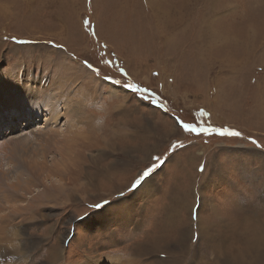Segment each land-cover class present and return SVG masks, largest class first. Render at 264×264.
<instances>
[{"label":"rangeland","instance_id":"374dc122","mask_svg":"<svg viewBox=\"0 0 264 264\" xmlns=\"http://www.w3.org/2000/svg\"><path fill=\"white\" fill-rule=\"evenodd\" d=\"M0 63V264H264V0H0Z\"/></svg>","mask_w":264,"mask_h":264},{"label":"snow or ice","instance_id":"6c2138e0","mask_svg":"<svg viewBox=\"0 0 264 264\" xmlns=\"http://www.w3.org/2000/svg\"><path fill=\"white\" fill-rule=\"evenodd\" d=\"M15 43L17 44H27L29 43L28 41H23V40H18L15 41ZM51 47L57 48L62 52H66V49L63 48V45L60 44H55L52 43ZM84 66L88 69H90L92 72L95 73L96 76H100V69L94 67L92 64H90L87 60L84 61ZM5 68L6 65L3 63H0V78H3L4 76L7 75V73L5 72ZM122 75H127V73H124L122 71ZM10 79H12L14 82L18 83L21 88L24 89V100L23 103H20L18 105V110L23 113L25 110L29 109L30 107L34 108L36 107V105L39 103V99H33V103L31 106H29L28 104V96L31 93V85H25L23 78H20L19 80H17V78L15 76H11L9 77ZM105 81L110 82L112 85H117L119 86L118 88H116V91H120L121 89L126 90L125 94L126 95H132L133 98H137L136 94H140L139 98L143 99V100H147L148 97H152L151 99V103L152 104H157V100L158 98L155 96V94L153 93H149L147 89L145 88H141L139 85L137 84H133L130 82H125L123 84H121V82L119 80H113L112 77L110 76H104L102 78ZM160 107H164L165 111H166V106L163 105H159ZM175 123L186 133H194L197 136L203 135V136H211V135H216L219 137H241L242 133L240 131L237 130H230L227 128H214V127H200L194 124H188L185 123L181 120H179L178 118L175 120ZM252 144L256 145L257 147H261V145L256 141V140H252L251 141ZM172 149L175 150L177 148L183 147V145H177V144H173L171 145ZM153 162L146 167L138 176L137 178H135L132 182L131 185L128 187L127 191L129 193L135 192L138 188L141 187V185L150 177L152 176L159 167H162L163 164L165 163V161H163L161 159L160 156H154L152 158ZM200 172L203 173L204 172V167L201 166L200 167ZM124 195V192L121 191L120 192V196L122 197ZM119 198V197H118ZM111 201L105 199L102 203H96L94 205H90V207H94L95 209H102L105 207V205L110 204Z\"/></svg>","mask_w":264,"mask_h":264},{"label":"bare ground","instance_id":"6f19581e","mask_svg":"<svg viewBox=\"0 0 264 264\" xmlns=\"http://www.w3.org/2000/svg\"><path fill=\"white\" fill-rule=\"evenodd\" d=\"M8 84H9V82H8ZM6 89H7V93H10V92H13L12 90H11V88H9V86H7L6 85ZM40 100H42V99H40ZM17 102H20L19 100H17V101H14V99H12V103L13 104H16ZM12 107V106H11ZM14 109L15 110H17L18 109V106H16V105H14ZM31 116V115H30ZM51 120V119H50ZM48 121V120H47ZM68 126H70V125H68ZM70 129H72L71 127H70ZM80 133V132H79ZM75 135H76V132L74 133ZM92 135V136H91ZM77 136H79L78 138H77V145H78V147H75V148H72V150H75V152H77L76 150H78L79 152H77L78 154H79V156H77V157H73V156H71V158L74 160V161H76V160H78V161H82V156H84L83 155V153L81 152V151H86L87 149H89L90 147H92V146H97V145H99V144H101L97 139H95L94 138V134H92V132H87V133H80V134H78ZM80 138L81 139H83V140H81L80 141ZM66 156V155H65ZM68 161V160H67ZM62 168H67V166L63 163V164H61L60 165ZM45 169H46V167H45ZM58 176H59V174H58ZM61 177H62V175H61ZM103 177V176H102ZM105 179V178H104ZM94 184V183H93ZM14 210V212L13 213H17V214H19L20 216H22V214H23V212L24 213H26L25 212V208H22V210H21V208H14L13 209ZM12 214V213H11ZM14 216V215H13ZM13 218L14 217H7L6 218V220L5 221H7L8 223H7V225L8 224H10L11 225V223H9L11 220H13ZM165 218V217H164ZM1 224V223H0ZM9 225V226H10ZM13 225H14V223H13ZM0 228H2V226L0 225ZM4 228H7V227H4ZM1 231H4V229H1ZM183 234V233H182ZM18 235V234H17ZM15 236V234H13V236H11V237H9V238H11V239H13V237ZM8 238V239H9ZM11 241V240H10ZM7 242H9V240L7 241ZM152 242V241H151ZM183 242V241H182ZM181 242V243H182ZM4 243V242H3ZM6 243V242H5ZM156 244V243H155ZM2 244H1V240H0V247L2 248V249H0V251H1V253H0V258H13L16 254H19L20 253V251L19 250H22L23 251V249L22 248H19L18 247V244L16 243V241H12V242H10L8 245H10V247H12V248H14L12 251H9L10 249V247L9 248H3L2 246H1ZM153 245V244H152ZM249 246H251V245H249ZM250 248V247H249ZM220 249V248H219ZM248 249V248H247ZM7 251V252H3V251ZM16 253H15V252ZM19 255H25V254H19ZM54 256H56V255H54ZM53 256V257H54ZM24 257V256H23ZM51 258H52V256H51ZM226 261V260H225ZM231 262V261H230Z\"/></svg>","mask_w":264,"mask_h":264}]
</instances>
